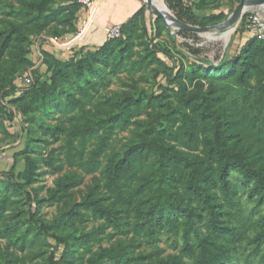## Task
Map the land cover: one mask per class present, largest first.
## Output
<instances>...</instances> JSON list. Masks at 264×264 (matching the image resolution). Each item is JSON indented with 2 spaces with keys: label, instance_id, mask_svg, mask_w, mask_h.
I'll return each instance as SVG.
<instances>
[{
  "label": "trees",
  "instance_id": "obj_1",
  "mask_svg": "<svg viewBox=\"0 0 264 264\" xmlns=\"http://www.w3.org/2000/svg\"><path fill=\"white\" fill-rule=\"evenodd\" d=\"M50 1L30 2L29 15L38 12L33 22L35 34L46 33L65 11L72 12L71 24L74 20L65 35L78 33L81 7L63 4L54 10ZM188 1L204 11L220 0ZM165 2L178 20L194 27H214L226 19L218 14L200 20L183 0ZM147 13L144 4L121 25L123 36L119 39L106 37L94 49L83 46L82 41L80 57L59 59L44 52L43 64L51 75L45 80L37 76L14 100L30 125L23 153L25 170L19 175L23 183L12 184L14 193L36 181L38 162L56 173L65 170L64 160L71 168L55 180L46 199L36 192H23L37 205L29 214L33 238L45 235L64 247L60 260L56 249L45 264H72L85 252L92 253L94 245L98 251L89 264H229L238 240L234 173L249 189V197L259 205L264 203V82H260L264 71L258 64L260 58L264 60V41L249 38L233 57L225 55L217 66L209 61L182 62L174 80L177 91L161 84L155 90H145L137 85L149 83L151 75L167 65L163 54L151 45L168 31L158 16L149 25ZM7 23L0 28V98L15 91L17 77L34 66L28 58L30 36L20 22ZM246 23L247 14L238 35L246 32ZM137 41L140 51L136 50ZM178 53L188 58L189 53ZM160 73L167 77L162 70ZM216 79L245 89L234 110L225 102L228 88L217 86ZM126 80L132 83L131 89L111 98V88ZM253 82H259L258 90L247 91ZM189 85L194 87L191 93H187ZM3 112L0 106V125ZM252 146L257 150L253 152ZM88 176L93 181L91 192L79 205L80 211L88 214L73 207L52 222L41 218V204L60 202ZM0 200L7 203V193ZM132 213L134 221L130 220ZM76 216L103 222L90 232L79 231L72 220ZM5 218L0 203V223ZM262 220L257 225L263 226ZM107 227L121 235L133 230L150 243L167 232L177 238L174 254L159 259L166 251L157 246L154 255L158 259L151 256L143 263L144 258L136 260L124 242L105 247L112 237L105 234ZM27 237L25 233L18 240L24 243ZM253 242L256 255L264 245V233ZM0 264H18V257L0 251Z\"/></svg>",
  "mask_w": 264,
  "mask_h": 264
},
{
  "label": "rangeland",
  "instance_id": "obj_2",
  "mask_svg": "<svg viewBox=\"0 0 264 264\" xmlns=\"http://www.w3.org/2000/svg\"><path fill=\"white\" fill-rule=\"evenodd\" d=\"M32 1L34 0H0V28L4 29L7 27L8 21L20 22V24L23 25V30L30 36L32 41V47L28 58L34 64L33 67L25 69L24 72L17 77L15 91L6 92L0 98V106L4 109L0 125V198L4 197L6 193L9 196V201L7 203H3V201L0 200L2 207L5 208L6 216L5 220L0 223V251L4 254L9 251L10 254L17 256L18 264H45L50 253L56 249V257L60 260L64 248L63 246L58 247L53 240H47L45 235H41L39 238L34 239L33 232L29 231V214L30 212H35V207L37 205L34 201H30L24 193L29 191L36 192L39 198L46 199L48 197V190L54 187L55 180L64 175L66 171H71L66 160H64L65 170L61 173L53 172L44 167L43 163L38 162L36 181L31 187L26 188L23 191L24 193H14L12 184L23 183L19 175L25 170L23 153L30 126L29 123L25 122L24 117L14 103V100L21 96L24 90L28 89L27 86L21 84L20 78L29 75L32 76L33 81L37 76H41L43 80H45L51 75L47 72V66L43 64L44 52H49L59 59H62L63 52H66V58L73 56L80 57L82 54V50L79 49L81 44L70 52L57 48L67 39L74 37L73 34L65 35V32L69 31L74 24V20H71L72 24L68 20L72 17V12L65 11L59 14L54 24L46 33L37 35L34 32L33 22H35L34 18L37 16L38 12L36 11L32 15H29L32 13L33 7L30 3ZM183 1L186 7L192 8V13L200 20L208 16L218 14L224 15L226 19L216 26L226 22L241 2V0H220L217 5H212L204 11H199L193 8L188 0ZM195 2H198V0H195ZM144 4L148 9L146 2ZM62 5V0L50 1V7L54 10ZM249 10L258 11L264 16V7H255ZM172 14L174 13L172 12ZM155 16L154 13L148 10L146 19L149 25L152 23ZM248 16L249 15H247V17ZM167 28L168 31L164 32L163 35L155 41L154 45H151L154 46L158 52L163 54L161 56L167 65L165 68L159 67V69L151 75L149 83L137 85L140 86V88L155 90L158 88V84H161L162 86L177 91V84L174 83V80L182 62L186 64L187 60L209 61L213 66H217L225 55L228 58L233 57L239 48L249 38H252L249 34L247 35L246 32H242L241 36L237 34L238 30L241 28V23L232 34L228 43L224 41H208L202 34H183L181 30L175 29L172 25H167ZM213 31L217 34L222 33V31ZM62 33L65 35L64 37L61 35ZM236 34L237 36H235ZM136 50H142V46L138 41ZM166 50L171 53L168 54L165 52ZM178 50L189 53L188 58L178 53ZM193 51L198 52V55L194 56ZM164 52L166 54H164ZM258 64L264 71V60L260 58ZM161 70L165 73L163 75H167V77L162 76L160 73ZM123 78H125V75ZM123 82H118L111 88V98H115L117 93L131 89L132 83L127 82V80L125 81L126 83ZM214 82L220 88L224 86L228 88L229 92L226 94L225 102L228 109L234 110L235 103L240 100L242 91H245V89H241L224 79H216ZM260 82H264V75L261 76ZM258 83L259 82H253L252 89H247V91L256 92L259 88ZM193 89L194 87L189 85L187 93H191ZM122 136L127 137L128 134ZM252 149L254 152L257 150V147L252 146ZM32 156L37 157L39 160V155L37 153H33ZM77 169V167L74 168V170ZM233 184L238 193V207L235 213L239 214V218H237L234 223L238 240L234 244V257L229 264H264V245L259 253L256 255L253 254L256 246L253 240L259 236L261 232L264 233V225H257L258 220L264 218V203L259 205V202L255 198L251 199L249 197V189L243 187L242 180L237 173L233 175ZM92 185V176L86 177L82 184L70 190L69 194L60 202L53 205L47 203L41 204L39 206V215L44 221L52 222L58 215L69 212L73 207L81 212L80 214H88V211H80L81 208L79 205L82 204L86 200L88 194H90ZM32 195L34 196V194ZM82 216H76L72 219L74 220L75 227L78 228L79 231L84 230L85 232H90L103 222L95 220L87 221V217ZM168 216L171 215L168 214ZM130 220H135L133 213L131 214ZM25 233L28 235L26 241L24 243L20 242L18 239ZM105 234L112 236L110 240L108 239L109 241L106 240L104 243L105 247H109L111 243L117 241L124 242L127 244L136 260H138L139 257L144 258L142 261L143 263L150 261L149 259L151 256H154V260L158 259V257L154 255L157 246H159V249L166 251L164 255L159 256V259L174 254L173 243L177 240V238H172V236L166 232L161 235L156 243H150L146 236H139L133 230H130L127 234L121 235L113 231L111 227L105 229ZM181 236L182 233L180 234V238ZM97 251L98 245H94L92 253L85 252L83 257H78L72 264H89V259L92 254Z\"/></svg>",
  "mask_w": 264,
  "mask_h": 264
},
{
  "label": "built area",
  "instance_id": "obj_3",
  "mask_svg": "<svg viewBox=\"0 0 264 264\" xmlns=\"http://www.w3.org/2000/svg\"><path fill=\"white\" fill-rule=\"evenodd\" d=\"M64 5L77 4L81 7L82 12L85 13V16L81 15L79 18V31L67 39L64 43L60 44L57 47L60 50L70 52L76 48L83 41L84 37L90 30L91 26L94 23L95 16L99 12V9L95 5L96 0H62ZM247 23H246V33L249 34L252 38H256L260 41H264V16H262L258 11L248 10L246 12ZM245 14V15H246ZM123 36L121 26H113L106 29V37L110 40L119 39ZM66 52L62 53V58H66ZM33 81L32 76L26 75L20 78L21 84L24 86L31 85Z\"/></svg>",
  "mask_w": 264,
  "mask_h": 264
},
{
  "label": "crops",
  "instance_id": "obj_4",
  "mask_svg": "<svg viewBox=\"0 0 264 264\" xmlns=\"http://www.w3.org/2000/svg\"><path fill=\"white\" fill-rule=\"evenodd\" d=\"M144 3V0H96L95 5L99 12L89 33L84 37L83 46L94 49L102 45L106 40V29L123 25L143 7ZM85 13L87 15V12H82L83 18Z\"/></svg>",
  "mask_w": 264,
  "mask_h": 264
},
{
  "label": "water",
  "instance_id": "obj_5",
  "mask_svg": "<svg viewBox=\"0 0 264 264\" xmlns=\"http://www.w3.org/2000/svg\"><path fill=\"white\" fill-rule=\"evenodd\" d=\"M145 2L148 4V10L154 13L156 16L162 18L166 25H172L175 29L179 31L181 30V31L193 32L199 35L213 30L222 31V32L229 31L234 33L237 30L238 25L241 23L244 15L249 9L255 7H264V0H241L240 4L237 6L234 13L222 25L208 27V28H201V27H194L181 22L176 18V16H174V14H171L168 18H166L159 10L153 8L151 0H145Z\"/></svg>",
  "mask_w": 264,
  "mask_h": 264
},
{
  "label": "bare ground",
  "instance_id": "obj_6",
  "mask_svg": "<svg viewBox=\"0 0 264 264\" xmlns=\"http://www.w3.org/2000/svg\"><path fill=\"white\" fill-rule=\"evenodd\" d=\"M151 2L153 8L159 10L164 15V17L168 18L172 14L164 0H151ZM232 34L233 32L229 31H223L221 34H217L214 31H208L202 33V36L208 41H224L225 43H228L231 39Z\"/></svg>",
  "mask_w": 264,
  "mask_h": 264
}]
</instances>
